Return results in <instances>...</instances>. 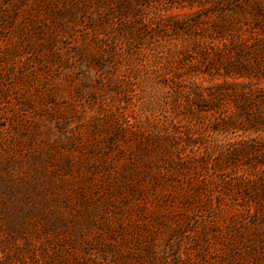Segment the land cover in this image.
I'll return each instance as SVG.
<instances>
[{"label":"rangeland","instance_id":"obj_1","mask_svg":"<svg viewBox=\"0 0 264 264\" xmlns=\"http://www.w3.org/2000/svg\"><path fill=\"white\" fill-rule=\"evenodd\" d=\"M0 264H264V0H0Z\"/></svg>","mask_w":264,"mask_h":264}]
</instances>
